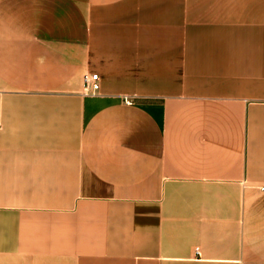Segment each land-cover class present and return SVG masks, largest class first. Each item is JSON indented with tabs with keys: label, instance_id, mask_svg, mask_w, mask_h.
<instances>
[{
	"label": "crops",
	"instance_id": "1",
	"mask_svg": "<svg viewBox=\"0 0 264 264\" xmlns=\"http://www.w3.org/2000/svg\"><path fill=\"white\" fill-rule=\"evenodd\" d=\"M262 186L264 0H0V264H264Z\"/></svg>",
	"mask_w": 264,
	"mask_h": 264
},
{
	"label": "built area",
	"instance_id": "2",
	"mask_svg": "<svg viewBox=\"0 0 264 264\" xmlns=\"http://www.w3.org/2000/svg\"><path fill=\"white\" fill-rule=\"evenodd\" d=\"M100 75L98 72H86L84 74V91L90 94H95L100 90ZM127 102H131L132 100L126 98ZM264 189V186L261 187Z\"/></svg>",
	"mask_w": 264,
	"mask_h": 264
}]
</instances>
